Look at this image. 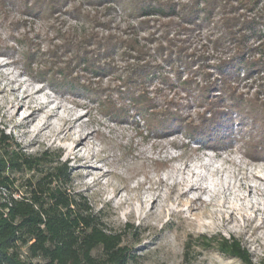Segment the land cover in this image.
<instances>
[{
    "label": "trees",
    "instance_id": "obj_1",
    "mask_svg": "<svg viewBox=\"0 0 264 264\" xmlns=\"http://www.w3.org/2000/svg\"><path fill=\"white\" fill-rule=\"evenodd\" d=\"M6 2L34 18L64 13L88 25L81 32L58 30L62 43L48 54H35L26 40H15L31 73V62L41 59L44 69L37 75L50 85L99 99L107 114L123 112L116 121L131 111L159 138L183 131L198 144L195 151H218L238 135L247 136L246 156L264 159V97L258 96L264 94V0H0V5ZM203 33L204 42L192 47L190 36ZM102 75L116 80L115 98L91 87V79ZM254 76L258 90L251 97L239 92L241 82ZM154 80L150 95L147 84ZM175 88L202 109L198 121L168 98ZM60 157L48 150L26 154L0 130V264L133 262L124 231L108 230L88 198L72 189L70 168ZM201 247L242 264H264L254 263L235 237L202 236Z\"/></svg>",
    "mask_w": 264,
    "mask_h": 264
},
{
    "label": "rangeland",
    "instance_id": "obj_2",
    "mask_svg": "<svg viewBox=\"0 0 264 264\" xmlns=\"http://www.w3.org/2000/svg\"><path fill=\"white\" fill-rule=\"evenodd\" d=\"M69 27L81 32L88 25L64 13L34 18L12 3L0 5V130L26 154L61 155L72 189L88 198L108 230L124 231L123 243L135 255L129 264H242L201 247L202 236L214 235L235 237L254 263H263L264 180L256 176L264 178V159L246 156L247 136L238 135L218 151H195L198 144L183 131L159 138L131 111L116 121L123 112L107 114L99 99L50 85L37 75L44 69L41 59L31 62V73L15 40H26L35 54H48L62 43L58 30ZM203 36H190V45L199 47ZM61 57L63 66L67 58ZM167 76L174 81L172 72ZM254 78L242 81L238 91L251 97L258 90ZM115 85L112 76L91 79L93 89L103 88V95L114 98ZM155 85L156 80L147 84L150 95ZM172 96L184 105V115L197 119L202 109L192 99L187 101L180 88L169 91Z\"/></svg>",
    "mask_w": 264,
    "mask_h": 264
},
{
    "label": "bare ground",
    "instance_id": "obj_3",
    "mask_svg": "<svg viewBox=\"0 0 264 264\" xmlns=\"http://www.w3.org/2000/svg\"><path fill=\"white\" fill-rule=\"evenodd\" d=\"M36 92V91H35ZM31 94V93H30ZM29 117V116H28ZM77 120V119H76ZM83 142V138L76 140L75 149H77ZM257 179L264 180L262 176H256Z\"/></svg>",
    "mask_w": 264,
    "mask_h": 264
}]
</instances>
